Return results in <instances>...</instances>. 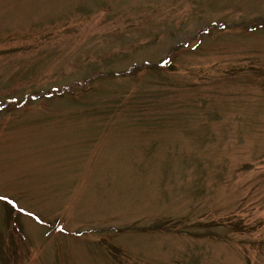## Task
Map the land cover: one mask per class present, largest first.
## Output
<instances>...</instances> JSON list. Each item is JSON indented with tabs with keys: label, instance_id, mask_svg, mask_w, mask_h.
Returning <instances> with one entry per match:
<instances>
[{
	"label": "rangeland",
	"instance_id": "374dc122",
	"mask_svg": "<svg viewBox=\"0 0 264 264\" xmlns=\"http://www.w3.org/2000/svg\"><path fill=\"white\" fill-rule=\"evenodd\" d=\"M0 264H264V0H0Z\"/></svg>",
	"mask_w": 264,
	"mask_h": 264
},
{
	"label": "snow or ice",
	"instance_id": "6c2138e0",
	"mask_svg": "<svg viewBox=\"0 0 264 264\" xmlns=\"http://www.w3.org/2000/svg\"><path fill=\"white\" fill-rule=\"evenodd\" d=\"M4 199H7V197H4Z\"/></svg>",
	"mask_w": 264,
	"mask_h": 264
}]
</instances>
